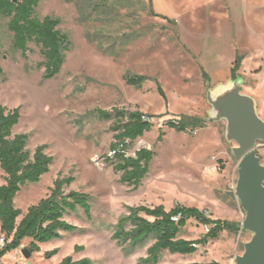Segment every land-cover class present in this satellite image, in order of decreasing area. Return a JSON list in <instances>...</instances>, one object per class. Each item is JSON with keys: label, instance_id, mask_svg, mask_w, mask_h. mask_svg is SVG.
Masks as SVG:
<instances>
[{"label": "rangeland", "instance_id": "obj_1", "mask_svg": "<svg viewBox=\"0 0 264 264\" xmlns=\"http://www.w3.org/2000/svg\"><path fill=\"white\" fill-rule=\"evenodd\" d=\"M36 16L59 18L70 47L60 72L47 78L40 48L29 44L24 58L13 48L8 20L0 17V107L20 108L13 134L28 135L32 154L47 146L45 153L53 157L50 172L25 185L15 207L25 215L57 180L73 178L65 192L88 194L92 209L89 216L83 209L65 216L76 231L42 244L30 258L22 251L32 240L25 239L0 264H60L68 256L93 264H138L152 243L126 255L113 239L129 207H195L242 224L239 201L227 195L239 177L236 144L227 139V121L212 120L208 91L215 97L230 87L232 70L239 69L235 79L264 120V0H40ZM141 76L146 80L140 86L128 84V78ZM115 109L153 117L152 130L128 150L131 156L144 148L155 153L138 188L121 183V173L105 160L115 141V120L98 112ZM185 117L203 119L205 127L183 132L168 126ZM257 150L264 165V143ZM207 231L192 220L179 238L199 240ZM251 238L243 230L224 232L192 255L163 252L159 264H235ZM76 247L84 250L77 253Z\"/></svg>", "mask_w": 264, "mask_h": 264}, {"label": "trees", "instance_id": "obj_2", "mask_svg": "<svg viewBox=\"0 0 264 264\" xmlns=\"http://www.w3.org/2000/svg\"><path fill=\"white\" fill-rule=\"evenodd\" d=\"M39 4L40 0H0V17L8 20V28L13 35V48L21 52L24 58L27 57L29 44L34 43L40 48L44 58L41 65L45 68L46 77L52 78L60 72L65 62L70 41L59 30V18L45 17L41 20L36 16ZM88 37L93 42V37ZM238 70H232L233 79L236 78ZM145 80L146 77L141 76L128 78L127 82L140 86ZM98 114L106 121L115 120L112 127L115 141L110 147L113 157H106L105 160L114 165L115 171L121 173V183L138 188L149 172L155 153L144 148L131 156L128 150L135 141L152 130L153 117L140 111L119 109L113 112L100 111ZM20 119V108L8 110L0 107V168L5 174V183L0 185V231L7 240L5 247L0 249V261L7 253L20 249L25 239L32 240L28 251L33 253L40 251V245L61 239L62 233L76 231L77 227L68 223L65 216L77 212L78 209H83L89 216L92 209V198L88 194L65 192V187L73 183V178L57 180L50 194L31 206L25 215L15 207V199L22 188L30 183H39L50 172L53 164V157L45 153L47 146L37 147L32 154L28 150V135L13 134ZM168 126L177 131L194 132L204 128L205 121L185 117L179 121L168 122ZM163 135L159 134V141ZM128 210L129 214L119 220L113 239L120 246H124L126 255L152 243L147 250V257L140 259L138 264H159L163 252L192 255L218 239L224 232L238 234L241 231L240 223L212 219L208 212L195 207L178 205L167 211L163 206H139L129 207ZM175 218L178 221H174ZM192 220L207 227V233L199 240L180 239L181 231ZM83 250V247L75 248L77 253ZM55 253L56 251L49 252L46 257L50 258ZM60 264L93 263L88 258L75 261L68 256Z\"/></svg>", "mask_w": 264, "mask_h": 264}, {"label": "water", "instance_id": "obj_3", "mask_svg": "<svg viewBox=\"0 0 264 264\" xmlns=\"http://www.w3.org/2000/svg\"><path fill=\"white\" fill-rule=\"evenodd\" d=\"M208 100L216 113L212 120H226L227 139L236 144L233 153L239 161V177L235 190L227 195L238 200L245 213L241 230L252 234L235 264H264V165L257 150L258 144L264 143V120L254 99L242 93L238 79L215 97L208 91ZM22 253L25 258L31 256L26 249Z\"/></svg>", "mask_w": 264, "mask_h": 264}, {"label": "built area", "instance_id": "obj_4", "mask_svg": "<svg viewBox=\"0 0 264 264\" xmlns=\"http://www.w3.org/2000/svg\"><path fill=\"white\" fill-rule=\"evenodd\" d=\"M108 157H113V153H111L110 156H108ZM174 221H178V219L175 218ZM206 228H207V227H206ZM6 243H7L6 237H5V238H4V237L1 238V239H0V249L4 248L5 245H6Z\"/></svg>", "mask_w": 264, "mask_h": 264}, {"label": "crops", "instance_id": "obj_5", "mask_svg": "<svg viewBox=\"0 0 264 264\" xmlns=\"http://www.w3.org/2000/svg\"><path fill=\"white\" fill-rule=\"evenodd\" d=\"M212 218V217H211ZM212 219H214V218H212ZM41 246V245H40Z\"/></svg>", "mask_w": 264, "mask_h": 264}]
</instances>
